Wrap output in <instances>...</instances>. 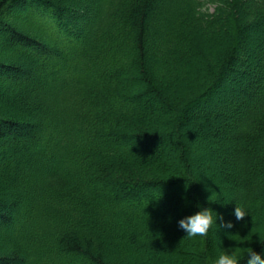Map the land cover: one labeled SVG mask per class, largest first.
<instances>
[{
	"label": "trees",
	"instance_id": "trees-1",
	"mask_svg": "<svg viewBox=\"0 0 264 264\" xmlns=\"http://www.w3.org/2000/svg\"><path fill=\"white\" fill-rule=\"evenodd\" d=\"M186 122L223 148L201 154ZM198 203L221 209L191 253L175 230ZM248 247L264 256V0H0V264H211Z\"/></svg>",
	"mask_w": 264,
	"mask_h": 264
},
{
	"label": "clouds",
	"instance_id": "clouds-1",
	"mask_svg": "<svg viewBox=\"0 0 264 264\" xmlns=\"http://www.w3.org/2000/svg\"><path fill=\"white\" fill-rule=\"evenodd\" d=\"M209 191L211 194L207 197V200L215 202L214 199H212L215 191L211 190V188H209ZM196 207V211L180 218L178 221L179 226L188 237H196L197 235L201 237L207 236L209 234V229L212 228L213 225H216L215 221L220 215L211 207H204L199 203ZM233 213L237 219H241L248 214V209L245 206L235 203ZM224 223L226 227H232L231 221ZM245 254H247L246 264H264V256L251 247H248L246 252H241L239 248H222L218 255L212 259L211 264H240V261L245 258Z\"/></svg>",
	"mask_w": 264,
	"mask_h": 264
},
{
	"label": "rangeland",
	"instance_id": "rangeland-1",
	"mask_svg": "<svg viewBox=\"0 0 264 264\" xmlns=\"http://www.w3.org/2000/svg\"><path fill=\"white\" fill-rule=\"evenodd\" d=\"M202 1H204V0H202ZM211 4L210 5V7H213L214 5L211 3V2H207V4ZM245 36H244V39H243V42H244V44L245 43H247V44H250V45H255L256 46V44H258L261 40H262V32L261 31H259V30H255V29H252V30H247V31H245ZM227 84V82H224V84ZM224 84L222 85V86H224ZM190 123L191 122H186V124H185V131H187V130H195V131H193L192 132V134H191V136H193V135H195V137L197 136L198 138H199V136L201 135L200 133L201 132H203V134H205V137L209 140L206 144H205V146H202V147H200V149H199V152L202 154L205 150L207 151V152H214V153H216L219 149H221V148H223V140L220 138V137H218L217 136V134H218V132H219V130L218 129H215V130H209V129H205V128H193V129H191L190 127L192 126V125H190ZM202 129V130H201ZM189 130V131H190ZM192 139H193V137H191ZM197 138V139H198ZM198 148L199 147H197L196 149L195 148H189L188 149V154L192 157H196V156H199V154H198ZM166 154H168V156H170V158H172V161H173V163H175L176 162V153L173 151V148H171V146L169 147H167L166 148ZM205 165H206V163L205 164H200L199 163V165H197V168H196V171H197V173L199 174L198 176H199V179H200V182H201V184H202V186H203V188L202 189H204V190H206V187L208 186V184H210L211 182H212V180H213V176H211L212 174H211V171H209V169L210 168H204L205 167ZM205 170H204V169ZM217 179V178H216ZM207 185V186H206ZM218 185H220V184H218ZM204 186H206V187H204ZM200 191V193H199V198L201 199V200H203V201H205L206 199H207V196H208V193H207V191ZM177 204H178V206H179V208H180V211H182V213H184L187 209H188V206H190V202H189V200H185V199H183V200H180V199H178V202H176ZM220 209H221V207L220 206H215L214 207V210L217 212L218 210L220 211ZM171 214H173L174 216L173 217H175L176 219L178 218V214H176V213H171ZM176 232H182V233H185L184 232V230L179 226V225H176V230H175ZM209 233H212L211 232V230H210V232ZM186 234V233H185ZM210 235V237L213 239V238H215V234H209ZM191 238V237H190ZM218 238H223L222 237V235L221 236H219ZM188 243L189 244H184L185 246H187L188 248H186L188 251H190L191 253H196V252H198V250H197V248H196V246H195V244H194V240H193V238H191V239H188ZM183 245V246H184Z\"/></svg>",
	"mask_w": 264,
	"mask_h": 264
}]
</instances>
